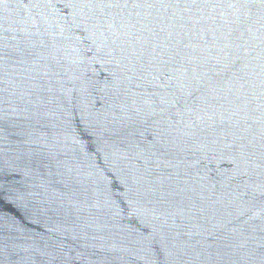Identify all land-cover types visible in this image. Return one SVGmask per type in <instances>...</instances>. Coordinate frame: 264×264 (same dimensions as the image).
I'll return each instance as SVG.
<instances>
[{
  "label": "water",
  "instance_id": "1",
  "mask_svg": "<svg viewBox=\"0 0 264 264\" xmlns=\"http://www.w3.org/2000/svg\"><path fill=\"white\" fill-rule=\"evenodd\" d=\"M0 264H264V0H0Z\"/></svg>",
  "mask_w": 264,
  "mask_h": 264
}]
</instances>
